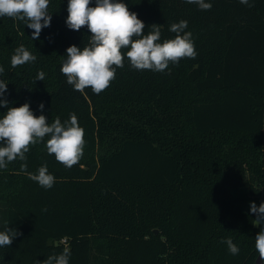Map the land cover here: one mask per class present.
I'll use <instances>...</instances> for the list:
<instances>
[{
  "label": "trees",
  "instance_id": "obj_1",
  "mask_svg": "<svg viewBox=\"0 0 264 264\" xmlns=\"http://www.w3.org/2000/svg\"><path fill=\"white\" fill-rule=\"evenodd\" d=\"M122 2L145 34L160 25L161 41L186 20L197 57L162 73L125 60L105 91L81 93L60 68L67 48L82 49L91 33L67 27L68 0H49L51 25L37 40L25 21L0 17L9 107L28 103L49 124L75 114L86 141L71 169L48 154L47 136L0 169V231L7 221L21 233L0 247V264H42L65 250L69 264H255L264 228L250 211L254 196L264 202V0H206L210 11L184 0ZM21 45L36 60L13 68ZM45 164L51 189L30 179ZM227 238L239 254L221 243Z\"/></svg>",
  "mask_w": 264,
  "mask_h": 264
},
{
  "label": "clouds",
  "instance_id": "obj_2",
  "mask_svg": "<svg viewBox=\"0 0 264 264\" xmlns=\"http://www.w3.org/2000/svg\"><path fill=\"white\" fill-rule=\"evenodd\" d=\"M188 4H196L200 10L210 11L211 2L206 0H184ZM68 0L67 27L80 31L87 27L91 33L88 43L81 49L76 45L66 50V59L60 68L66 77V82L75 91L83 93L90 88L94 94L105 91L116 78L117 69L123 68L125 60L131 68L142 71L165 72L169 65H177L181 59H195L198 55L192 33L185 31L186 20L171 24L169 30L175 33L173 39L161 41V26L153 24L145 34V23L138 18L137 13L129 11L122 0ZM248 7L253 4L249 0H239ZM49 0H0V17H9L25 21L32 29V40L40 37L41 31L50 27L52 15L48 12ZM126 50V51H124ZM36 57L21 45L15 49L11 57V66L16 68ZM4 68L0 66V74ZM45 73L39 72L36 81H43ZM7 83L0 80V107L7 111L0 116V169L16 159L25 160L30 146L44 141L49 137L45 147L49 155H54L57 162L71 169L77 165L84 154L85 130L79 125L75 114L70 119L61 122L57 117L49 124L44 115L36 116L28 103L19 107H9L5 98ZM43 111L44 104L39 105ZM30 179L45 189H51L55 177L49 174L47 165L38 169L37 174H30ZM251 213L256 215L254 226L264 222V202L257 207L250 204ZM0 231V247H10L13 239L21 235L16 229L9 228L8 222ZM226 243L232 255L239 254V248L231 238L222 240ZM255 248L261 264H264V228L255 237ZM70 251L65 250L59 255H50L42 264H69ZM39 264V262H38Z\"/></svg>",
  "mask_w": 264,
  "mask_h": 264
},
{
  "label": "rangeland",
  "instance_id": "obj_3",
  "mask_svg": "<svg viewBox=\"0 0 264 264\" xmlns=\"http://www.w3.org/2000/svg\"><path fill=\"white\" fill-rule=\"evenodd\" d=\"M252 200H253L254 202H258L257 200H259L260 203L262 202V201H261V198H260V197H256V196H254ZM258 257H259V256H257L256 261H257ZM255 264H256V262H255Z\"/></svg>",
  "mask_w": 264,
  "mask_h": 264
},
{
  "label": "water",
  "instance_id": "obj_4",
  "mask_svg": "<svg viewBox=\"0 0 264 264\" xmlns=\"http://www.w3.org/2000/svg\"><path fill=\"white\" fill-rule=\"evenodd\" d=\"M156 232H158L157 230H155ZM256 264H261L260 258L258 257Z\"/></svg>",
  "mask_w": 264,
  "mask_h": 264
},
{
  "label": "built area",
  "instance_id": "obj_5",
  "mask_svg": "<svg viewBox=\"0 0 264 264\" xmlns=\"http://www.w3.org/2000/svg\"><path fill=\"white\" fill-rule=\"evenodd\" d=\"M261 224H262V225H263V227H264V222H262Z\"/></svg>",
  "mask_w": 264,
  "mask_h": 264
}]
</instances>
